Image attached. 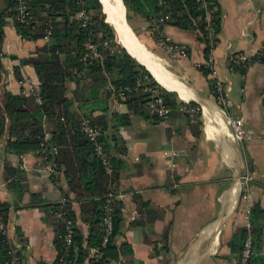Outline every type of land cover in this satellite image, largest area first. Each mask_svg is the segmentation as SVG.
I'll use <instances>...</instances> for the list:
<instances>
[{"label":"crops","instance_id":"0c3cea01","mask_svg":"<svg viewBox=\"0 0 264 264\" xmlns=\"http://www.w3.org/2000/svg\"><path fill=\"white\" fill-rule=\"evenodd\" d=\"M102 1L111 6L108 0ZM216 2L221 10V29L211 55L216 78L227 88L224 108L212 98L213 77L198 67L205 62V55L195 28L163 26L168 37L188 50L187 57L171 59L147 32L150 24L146 19L139 16L135 29L123 18L145 60L137 58L132 49L125 50L159 86L175 92L184 109L165 121H156L132 112L114 98L108 100V124L115 122L113 113H127L130 122L116 128L125 152L114 154L119 166L108 188L112 189L121 221L106 264H238L242 244L233 251L231 243L240 230L245 231L247 211L256 252L253 264H264V63L252 64L244 73L229 67L234 52L253 53L264 46V0ZM4 34L1 104L4 92L28 95L30 85L38 89L32 66H20L21 80L16 79L13 67L45 43L43 39H21L11 20ZM74 88L69 82L68 96ZM197 111L201 115L198 128L192 120ZM235 117H242L248 130L247 138L240 143L229 134L230 119ZM44 126L50 127L48 122ZM12 139L7 130L0 137V200L11 205L6 236L9 244L18 248L23 264H43L57 257L59 217L37 203L70 202L75 224L86 236L89 227L83 220V199L70 190L62 172L57 177L51 175L46 161L36 152H8L5 145ZM167 151H175L176 156H167ZM5 162L20 172L22 192L13 191L5 181ZM171 162L175 165L170 166ZM243 176L250 178L247 186H243ZM243 190L249 195L248 201L242 197ZM32 194L37 197L32 198ZM253 229L259 233L257 242Z\"/></svg>","mask_w":264,"mask_h":264},{"label":"trees","instance_id":"16d2710c","mask_svg":"<svg viewBox=\"0 0 264 264\" xmlns=\"http://www.w3.org/2000/svg\"><path fill=\"white\" fill-rule=\"evenodd\" d=\"M0 1L2 3L0 5V81L2 58L6 56L3 51L4 27L9 20L13 22L16 33L23 40L37 41L43 38L47 27L50 26L51 29L49 39L30 55L20 58L19 64L13 67L17 80H21L20 66L33 67L38 80L37 93L41 103L35 101L36 96L32 93L25 95L21 92L18 94L4 92L2 104L0 103V137L5 130L9 131L13 139L6 142V149L17 154L34 151L41 156L43 150L47 153L52 147H56V152L49 154L46 161L63 173L70 190L77 198L83 199L81 208L86 214L83 220L89 227L88 234L83 236L77 228L70 202L66 200L54 204L39 202L37 206L45 207L50 214L56 211L61 213L63 218L72 220L70 256L72 264H90L89 250L100 246L103 236L101 227L103 207L109 193H113L112 189L108 188V181L116 176L119 166L114 154L125 152L124 143L118 136L116 128L130 122L127 113H113L115 122L108 124L106 120L108 100L114 98L123 102L132 112L144 117L149 115L156 121H159L158 118L150 115L147 110L151 100L148 88H157L158 97L170 109L168 117L172 113H178L179 110L183 111L182 102L178 100L175 92L159 86L145 67L122 47L114 27L106 20L100 0H25L28 14L22 22L17 19V0ZM163 1L168 6L166 12L171 17L169 24L183 29L195 28L199 41L204 45L205 58L208 57L210 43H213V47L216 45L217 34L221 29V10L216 0H210L213 2L210 19L214 30L212 40L207 37L206 10L200 2ZM121 2L126 9V21L130 20L131 14H135L149 22L163 10L159 0H121ZM81 11L88 16L86 20L78 16ZM89 45H93L99 53L98 58L90 61L85 58L90 52ZM14 59L17 57L14 56ZM260 63H264V56ZM200 70L205 75L209 73L203 66ZM69 82H73L75 88L68 96ZM124 87L129 90L124 91V97L120 98L119 90ZM190 106L195 105L191 103ZM185 113L189 119L188 111L185 110ZM193 116V124L198 128L201 124L200 111L195 112ZM82 118L88 119L99 131L98 142L102 146L103 153L109 156L112 162L114 172L111 178L105 175L101 157L94 151L80 129ZM46 122L50 125L49 128L44 126ZM109 130L110 135H107ZM45 133H49L48 138H45ZM3 168L9 188L22 192L24 188L22 182L18 180L20 177L18 169L11 167L8 162L4 163ZM36 197L32 194V198ZM109 199L113 207L114 237L121 221L120 210L113 196ZM10 207V203L0 200V224L3 223L4 226ZM57 223L55 245L58 254L63 234V221L58 218ZM113 237L98 264L108 262L107 254ZM253 237L254 242H257L258 230L253 229ZM244 238L245 231L240 230L235 241L231 243L233 251H238L239 247L236 246L242 244ZM9 249L6 233L0 230V264L8 260Z\"/></svg>","mask_w":264,"mask_h":264},{"label":"built area","instance_id":"2783aa9c","mask_svg":"<svg viewBox=\"0 0 264 264\" xmlns=\"http://www.w3.org/2000/svg\"><path fill=\"white\" fill-rule=\"evenodd\" d=\"M200 2L201 6L205 8L206 15V30H207V37L212 40L214 38V30L212 28L210 19H211V12L213 11V2L210 0H197ZM18 6H17V19L21 22L25 20L26 15L28 14L26 11V5L25 0H17ZM159 4L163 7V10L159 12V14L151 19L149 21V28H147V32L150 36L156 39V41L161 44L167 54L170 56L171 59H179V58H185L188 56V50L187 48L179 44L177 42H174L170 37H168L165 32L163 31V26L169 24L171 17L168 12H166L168 6L164 3L163 0H159ZM212 6V7H211ZM79 17H83L85 20L87 19V15L81 11L78 13ZM51 35V29L50 26L45 29L43 40L47 41ZM212 42V41H211ZM88 48L90 49V52L86 54L85 58L88 59V61L92 59H96L99 57V53L97 49L93 45H89ZM213 49V43H210V51L208 54V57L205 58V62L200 64L198 67L203 66L208 70V74L213 77L212 83H211V95L215 103L217 105L224 108L226 106V96H227V88L223 85V83L216 78V71L214 67V60L211 55V50ZM264 56V46H261L258 50H256L253 53H247V52H234L229 57V67L232 71L243 73L247 71V69L255 63H260L262 57ZM129 88L124 87L120 88L119 96L120 98L124 97V91H128ZM148 91L151 94V100L148 103V112L150 115H155L159 121H165L167 120V117L170 113L169 107H167L162 99L158 97V90L155 87L148 88ZM28 92L35 94L36 96V102L41 103L40 98L38 96L37 90L33 86L28 87ZM181 109H184V107H181ZM230 125H231V132L230 137L240 143L245 140L248 136V130L245 126L244 120L242 117H235L230 119ZM80 129L82 133L88 138L89 142L93 146L94 151L101 157L102 159V166L103 170L105 172V175L108 178H111L113 173V167L112 162L109 158V156L105 155L103 153V149L101 144L98 142V135L99 131L98 129L93 126L88 119L82 118L80 120ZM56 147H52L47 153L45 150H43V155H41V160L46 161L48 155L54 154L56 152ZM165 154L171 158H174L176 156L175 151H167ZM47 168L50 171L51 175L57 177L59 175V171L56 170L52 166L50 162H47ZM174 163H170V166H174ZM243 186H247V183L250 181V178L247 176H243ZM241 183V184H242ZM112 193H109L108 199L106 200V204L103 207V217L101 221V227L103 229V236L100 243V246L93 247L90 249V256L91 261L90 264H98L101 258H103L105 249L107 245L110 243L111 238L113 237L114 232V226H113V207L110 203V199L112 198ZM242 197L244 200H249V195L247 191L243 190ZM246 212V219H245V238L242 243L239 257H238V264H253V260L255 258L256 252L253 247V238L251 235V223L250 220L247 217ZM53 214L57 217H59L63 221V234L61 237V244L58 250L57 257L54 260L46 261L44 264H72V260L70 258L71 256V243H72V236H73V222L69 218H63L61 213L59 212H53ZM0 230L3 233H6V229L3 223L0 224ZM3 264H23L18 248L15 246L10 245L9 249V258L6 260Z\"/></svg>","mask_w":264,"mask_h":264},{"label":"bare ground","instance_id":"6f19581e","mask_svg":"<svg viewBox=\"0 0 264 264\" xmlns=\"http://www.w3.org/2000/svg\"><path fill=\"white\" fill-rule=\"evenodd\" d=\"M102 1V0H101ZM103 2V1H102ZM108 2H110L111 6L109 7V9H111L113 12H116V15L118 17H120L123 21V18H124V12H123V7L120 3L119 0H108ZM104 6L106 7V10H108V7H107V3H103ZM109 5V4H108ZM124 21L126 22V19H124ZM123 28L125 29L126 31V35L128 37V42L125 41V44H127V46L133 50V52L135 54H137V58H140L141 61H144V54L143 52L141 51V48L139 46V43L137 41V39H135L134 35L131 34V32L128 31L127 27L125 26V23L123 22ZM143 50V49H142ZM151 70V69H150ZM161 79V78H160ZM238 187V186H237Z\"/></svg>","mask_w":264,"mask_h":264},{"label":"water","instance_id":"95a60500","mask_svg":"<svg viewBox=\"0 0 264 264\" xmlns=\"http://www.w3.org/2000/svg\"><path fill=\"white\" fill-rule=\"evenodd\" d=\"M102 4V9L106 15V20L109 21L115 29V32L118 36L119 41L121 42L122 46L128 51V46L125 44V33L123 30V21L120 17L116 15V12H113L111 9L104 6L103 2L100 0ZM124 5V4H123ZM125 7V6H124ZM124 19H126V9H124Z\"/></svg>","mask_w":264,"mask_h":264},{"label":"rangeland","instance_id":"374dc122","mask_svg":"<svg viewBox=\"0 0 264 264\" xmlns=\"http://www.w3.org/2000/svg\"><path fill=\"white\" fill-rule=\"evenodd\" d=\"M107 5V4H106ZM124 9H125V7H124ZM129 23H130V25L133 27V28H137L138 27V25H139V16H137V15H135V14H131V18H130V20H129ZM129 25V26H130ZM131 28V27H130ZM132 32H133V30H132ZM134 33V32H133ZM136 36V35H135ZM137 37V36H136Z\"/></svg>","mask_w":264,"mask_h":264}]
</instances>
